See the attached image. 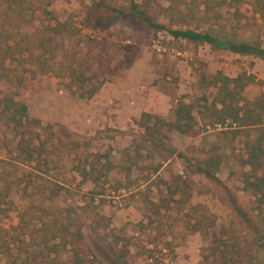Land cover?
Returning <instances> with one entry per match:
<instances>
[{"label":"rangeland","instance_id":"374dc122","mask_svg":"<svg viewBox=\"0 0 264 264\" xmlns=\"http://www.w3.org/2000/svg\"><path fill=\"white\" fill-rule=\"evenodd\" d=\"M132 1L141 4L143 0H104L124 10ZM170 1L153 0L148 10L167 26L170 20L165 8ZM215 2L210 4V13L198 10L204 20L179 21L171 27L214 34L235 29L239 40L260 39L264 48V24L258 14L247 5L236 10ZM109 14L116 16L97 9L93 0H0V47L5 42L18 48L32 44L36 54L39 43L49 44L48 37L52 38L53 71L31 84L29 115L42 125L50 124L63 142L88 145L92 153L110 152L116 165L99 181L82 179L77 157L50 152L45 166L37 169L34 162L15 160V137L6 132L0 139V188L6 186L8 198L18 207H28L34 217L43 207L53 214L69 206L95 207L80 216L94 264H116L122 246L128 264H208L213 231L222 234L229 228L241 237L239 241L247 238L232 201L245 205L249 199L242 182L251 171L242 159L246 136L256 128L233 127L229 122L222 126L201 117L196 101L199 75L218 71L229 77L251 74L255 81L244 88L243 96L252 101L264 94V58L173 38L129 16L104 26ZM55 20H68L72 34L42 35L52 34L47 27L54 26ZM22 53L25 58L29 55L27 50ZM69 64L91 78L97 87L92 97L77 94L68 76ZM179 101H195L192 131L169 134L172 155L141 149L137 164L126 176L119 165L126 162L125 150L133 154L135 144L143 143L141 114L173 120ZM232 131L234 138H230ZM82 151L84 160L83 147ZM209 157L219 158L218 169L203 164ZM90 159L81 164L87 165ZM54 184L60 186L59 193L49 202L47 195ZM165 243L172 249L164 248Z\"/></svg>","mask_w":264,"mask_h":264},{"label":"trees","instance_id":"16d2710c","mask_svg":"<svg viewBox=\"0 0 264 264\" xmlns=\"http://www.w3.org/2000/svg\"><path fill=\"white\" fill-rule=\"evenodd\" d=\"M97 9L115 13L105 17L104 26L117 17L129 16L147 27L165 30L173 38H181L193 43H207L218 49L227 50L239 55H252L264 58V48L260 39L250 41L239 40L235 29L219 30L212 33L208 30L199 31L193 28H172L176 22L186 23L189 20H201V13L211 12L214 0H171L165 8L170 26L157 22L149 13L153 0H143L141 4L130 2L127 9L107 5L104 0H93ZM183 3V7L180 4ZM227 4L238 10L240 5H247L258 14L264 24V0H216V5ZM204 6V9L201 8ZM199 10V11H198ZM49 26L50 35L63 36L72 34V26L68 20H55ZM47 31V32H48ZM49 44L39 43V51L35 54L31 44L18 48L5 42L0 47V139L10 132L15 137V160L19 163H35L40 169L48 161V154L60 152L77 157L76 168L82 179L93 177L99 181L102 176L115 168L110 152L92 153L89 146L76 142H63L56 138L50 124L42 125L40 120L28 113L27 97L34 90L31 85L45 79L53 71L55 59L54 48ZM28 52V59L22 51ZM30 61V63H29ZM69 78L80 97L90 98L97 87L92 86L91 78L78 68L67 66ZM255 81L251 74L241 73L229 77L218 71L214 74L201 72L197 84L196 101L200 102L199 115L214 124L235 127H255L253 135L245 140L244 165L250 167L251 173L245 174L242 189L249 195L245 205L232 201L235 215L245 229L247 238L243 241L229 228L222 234L215 231L211 234L208 264H264V94L250 101L243 96L244 88ZM85 84L89 85L85 89ZM212 97L210 98V95ZM195 101L186 103L179 101L173 110V120H166L148 112L141 114L139 125L144 129L142 144H135L133 154L124 151L126 162L119 165L126 176L132 166L137 164L141 149L161 150L168 155L174 153L169 143V134L173 131L189 133L194 128L193 110ZM234 124V125H233ZM233 132V131H232ZM226 133V131H225ZM234 134V132H233ZM235 134L230 138H234ZM82 147L86 154L82 160ZM88 151V154H87ZM87 165H82L89 157ZM165 157V156H164ZM2 159L0 158V166ZM207 168L218 169L220 160L214 157L204 159ZM170 188V187H169ZM60 186L54 184L50 188L47 199L53 201ZM9 191L0 188V263L5 264H94L96 258L85 241L80 216L85 212H93L95 207L69 206L58 214L49 213L46 207L38 210V217L28 207H18L8 198ZM100 194V193H96ZM48 212V213H46ZM93 214V213H92ZM36 220V221H33ZM202 221L198 220V223ZM197 223V226H198ZM206 227L201 226L199 229ZM196 229H198L196 227ZM198 229V230H199ZM220 235V236H219ZM226 236V237H224ZM164 248H169L165 243ZM127 251L122 246L116 253V264H128Z\"/></svg>","mask_w":264,"mask_h":264}]
</instances>
